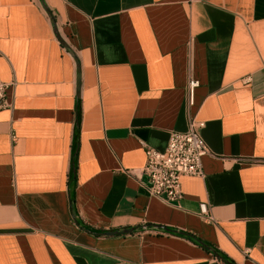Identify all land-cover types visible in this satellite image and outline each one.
<instances>
[{
    "label": "crops",
    "instance_id": "1",
    "mask_svg": "<svg viewBox=\"0 0 264 264\" xmlns=\"http://www.w3.org/2000/svg\"><path fill=\"white\" fill-rule=\"evenodd\" d=\"M0 79V264H264V0H0ZM189 116L210 155L170 205L142 144Z\"/></svg>",
    "mask_w": 264,
    "mask_h": 264
},
{
    "label": "built area",
    "instance_id": "2",
    "mask_svg": "<svg viewBox=\"0 0 264 264\" xmlns=\"http://www.w3.org/2000/svg\"><path fill=\"white\" fill-rule=\"evenodd\" d=\"M13 84L0 79V112L8 110L10 103L8 92ZM200 82L190 78L187 84L188 104L192 105L195 90ZM205 123L189 116L187 130L184 133L171 132L165 151H158L142 144L146 154L143 174L149 179V194L173 205L183 199L182 179L184 177H204L203 159L210 155L209 148L202 137ZM201 218L215 223L208 204L199 206Z\"/></svg>",
    "mask_w": 264,
    "mask_h": 264
},
{
    "label": "water",
    "instance_id": "3",
    "mask_svg": "<svg viewBox=\"0 0 264 264\" xmlns=\"http://www.w3.org/2000/svg\"><path fill=\"white\" fill-rule=\"evenodd\" d=\"M47 15L49 16L52 24H53V27H54V31H55V34L56 36L59 37V33H58V28L56 26V22H55V19L53 17V15L51 14V12L48 10V8L43 5ZM76 64H77V96L79 97V92H80V83H81V72H80V64L78 61H76ZM143 229L144 230H147L148 227L147 226H143ZM156 229H160V230H163L165 232H173V233H176V234H182L184 235L183 233H180V232H176V231H172V230H168L166 228H162V227H156ZM138 228H131V229H126V230H122V231H109V232H104L102 234H99L100 236H103V237H115V236H122V235H131L135 232H137ZM195 242H197L198 244H200L201 246L205 247L206 249H208L210 252H212L219 260H221V262H223L224 264H233L232 262H230L229 260H226L225 258H223L218 252H216L215 250H213L212 248H210L209 246L205 245L204 243L198 241V240H195Z\"/></svg>",
    "mask_w": 264,
    "mask_h": 264
},
{
    "label": "trees",
    "instance_id": "4",
    "mask_svg": "<svg viewBox=\"0 0 264 264\" xmlns=\"http://www.w3.org/2000/svg\"><path fill=\"white\" fill-rule=\"evenodd\" d=\"M80 117H81V109H80V104H78V106H77V121L78 122L80 121ZM78 134H79V130L76 129V136H75L76 142H77V139H78ZM74 170H75V166H74ZM72 172H73V170H72ZM88 230H90V229H88ZM184 238L189 240L188 237H184Z\"/></svg>",
    "mask_w": 264,
    "mask_h": 264
}]
</instances>
